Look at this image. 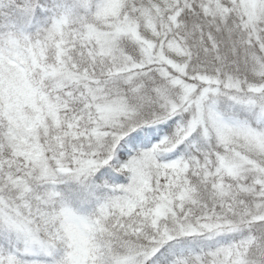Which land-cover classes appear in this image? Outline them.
Here are the masks:
<instances>
[{
	"label": "snow or ice",
	"instance_id": "snow-or-ice-1",
	"mask_svg": "<svg viewBox=\"0 0 264 264\" xmlns=\"http://www.w3.org/2000/svg\"><path fill=\"white\" fill-rule=\"evenodd\" d=\"M0 264H264V0H0Z\"/></svg>",
	"mask_w": 264,
	"mask_h": 264
}]
</instances>
